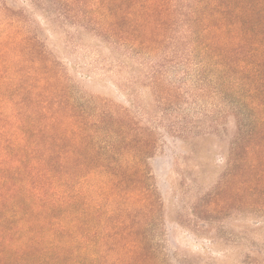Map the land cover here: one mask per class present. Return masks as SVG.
I'll return each instance as SVG.
<instances>
[{"label": "trees", "instance_id": "obj_1", "mask_svg": "<svg viewBox=\"0 0 264 264\" xmlns=\"http://www.w3.org/2000/svg\"><path fill=\"white\" fill-rule=\"evenodd\" d=\"M29 3L46 7L63 28L55 32L117 51L121 72L125 60L149 62L144 81L159 113L113 108L75 86L29 9L11 14L0 0V264H179L157 260L135 223L150 192L156 200L141 185L156 138L142 119L170 113L165 132L190 133L183 106L202 108L208 95L221 99L216 122L232 114L236 130L225 159L232 204L264 216V0ZM138 81L127 83L134 107ZM248 256L244 264H264Z\"/></svg>", "mask_w": 264, "mask_h": 264}, {"label": "rangeland", "instance_id": "obj_2", "mask_svg": "<svg viewBox=\"0 0 264 264\" xmlns=\"http://www.w3.org/2000/svg\"><path fill=\"white\" fill-rule=\"evenodd\" d=\"M4 1L11 8V14L19 13L22 8L29 9L27 14L35 19V25L53 45L58 59L74 77L75 86L85 89L89 95L106 99L113 108L132 111L135 108L138 115L144 111L154 115L159 113L152 107L153 95L144 81L149 62L125 60L126 67L121 72L116 66L119 59L117 51L113 54L101 45L96 46V41L89 35L78 40V35L73 36L74 39L66 32H55L63 28L59 27L58 21L48 20L40 12L47 11L45 6L34 10L29 0ZM98 51L106 57L103 58ZM112 59H115L113 64ZM128 77H138L139 80L136 107L128 99L127 87L130 84L127 83L131 79ZM203 102L202 108L187 103L183 106L187 107L183 115H188L181 126L192 130L190 133L165 132L170 128L169 121L175 120L170 113L169 119L163 123L143 116L142 125L155 128L156 133H151V137L156 138L149 149L150 153L156 154L144 157L147 169L141 176V185L154 190L156 200L150 192L148 200L151 202L145 209L136 211L135 223L143 222L138 229L139 234L148 241L147 245L154 250L159 261L244 264L243 261L248 260L252 253L259 258L264 256V216L248 203L241 209L232 204V166L226 165L225 159L233 133H236L233 117L231 114L228 119L223 121L220 118L222 122H216L221 99L208 95ZM94 106L103 108L105 104L95 103ZM204 109V115L194 116ZM181 135L195 139L186 141ZM224 188H228V195L222 193Z\"/></svg>", "mask_w": 264, "mask_h": 264}]
</instances>
